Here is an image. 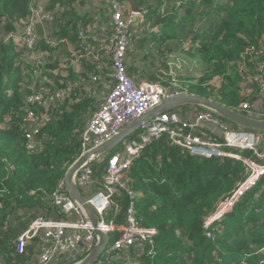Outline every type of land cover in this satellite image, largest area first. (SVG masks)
Returning <instances> with one entry per match:
<instances>
[{
	"label": "trees",
	"instance_id": "trees-1",
	"mask_svg": "<svg viewBox=\"0 0 264 264\" xmlns=\"http://www.w3.org/2000/svg\"><path fill=\"white\" fill-rule=\"evenodd\" d=\"M136 1L141 17L125 57L136 84L211 98L236 110L248 102L252 108L244 113L264 118V87L257 80L264 78V0ZM38 7L51 18L36 24L37 41L28 48L25 30L31 8ZM86 8L83 0H0V264H39L49 246L45 231L19 252V238L35 220L80 222L52 199L83 153L82 133L114 83L112 57L102 49L114 31L95 41L93 13ZM181 54L199 60L198 76L172 73L170 59ZM43 89L49 97L59 93L45 113L28 103ZM199 110L170 113L190 121ZM30 111L40 115L39 124L29 120ZM198 134L222 140L211 128ZM239 154L256 158L251 151ZM109 156L95 169L94 184L81 188L86 198L104 188ZM248 174L241 160L198 157L161 136L125 172L128 188L116 187L106 217L124 226L133 201L139 226L156 231L153 244L110 250L96 264H264V175L209 231L204 227ZM120 234H109V248ZM87 253H59L49 264H72Z\"/></svg>",
	"mask_w": 264,
	"mask_h": 264
},
{
	"label": "built area",
	"instance_id": "built-area-1",
	"mask_svg": "<svg viewBox=\"0 0 264 264\" xmlns=\"http://www.w3.org/2000/svg\"><path fill=\"white\" fill-rule=\"evenodd\" d=\"M106 3L111 13L114 34L109 37L110 45H105V48L113 60L114 83L99 106L97 113L89 121L82 133L83 153L98 146L122 126L158 105L162 98L181 94L169 92L159 85L150 83L136 84L131 79L126 71L125 57L131 42L130 31L137 19L141 17V13H134L127 3L123 5L118 0H106ZM31 13L30 21L25 30V44L28 48H33L37 41L36 24L51 18L44 10V7L31 8ZM105 39H108V37ZM94 40L96 41L97 38H94ZM86 50H89V48ZM257 80L264 87L263 76ZM54 97L58 98L59 93L49 97L47 90L43 89L41 93L32 95L28 99V103L40 104L42 112L45 113L48 107V100ZM239 108V111L244 112L250 111L252 106L248 102H244ZM29 120L34 124H39L40 115L30 111ZM209 128L222 136V140L204 139L198 134ZM136 134H138L139 140H130L133 137L131 136L129 140L127 139V142L122 144L118 151L109 156L106 163L104 188L86 198L89 205L100 217V228L104 232L108 234L115 231L121 232L119 238L106 252L110 250L127 252L136 244L152 245L154 242L156 231L139 226L134 217L133 201L128 210L127 222L124 226L117 227L113 220L109 221L106 217L112 198L116 193V187L128 188L129 183L125 177V172L142 155L143 150L149 144L163 135H167L172 144L185 149L192 155L202 158L229 157L243 161L248 167L249 174L245 182L230 197L223 199L213 214L205 220L204 227L208 231L215 222L221 220L226 213L231 211L235 202L255 184L260 176L264 175L263 135L260 132L233 130L229 122L205 110L197 111L190 121H182L177 114L164 113L143 125ZM242 151L253 152L256 156L255 160L247 159L240 155L239 153ZM102 160L82 170L78 176V183L81 188H87L94 184L95 169L101 165ZM64 190L65 184L63 183L60 192L54 194L52 205L61 207L67 212L73 211L77 213L80 216V222H52L40 218L35 220L19 238V248L22 251L26 244L37 237L41 231H45L49 246L40 256L39 264H49L54 256L59 253H72L80 249H85L89 253L96 244L97 237L91 224L83 221L80 212ZM128 193L133 199L136 197L133 191L128 190ZM208 235L210 236V232H208ZM99 264H102L101 260Z\"/></svg>",
	"mask_w": 264,
	"mask_h": 264
},
{
	"label": "water",
	"instance_id": "water-1",
	"mask_svg": "<svg viewBox=\"0 0 264 264\" xmlns=\"http://www.w3.org/2000/svg\"><path fill=\"white\" fill-rule=\"evenodd\" d=\"M123 1L129 5L134 13H140V4L136 0ZM181 107H196L200 110L208 111L244 130L260 132L264 137V118L251 116L242 111L229 108L211 98L195 94L181 93L172 97L162 98L158 105L122 126L98 146L82 153L68 168L64 179V192L70 197L74 206L80 212L83 221L91 224L97 237L94 248L81 260L72 264H95L106 253L110 245V235L100 228V217L89 205L78 183L79 174L87 166L97 164L100 160L111 155L124 141L135 135L146 123L164 113L172 112Z\"/></svg>",
	"mask_w": 264,
	"mask_h": 264
},
{
	"label": "crops",
	"instance_id": "crops-1",
	"mask_svg": "<svg viewBox=\"0 0 264 264\" xmlns=\"http://www.w3.org/2000/svg\"><path fill=\"white\" fill-rule=\"evenodd\" d=\"M87 8L85 11L93 13V26L97 30L95 35L98 41L101 38L109 36L112 30V17L109 9H107L104 0H86ZM129 6V5H128ZM130 8V7H129ZM175 58V57H174Z\"/></svg>",
	"mask_w": 264,
	"mask_h": 264
},
{
	"label": "rangeland",
	"instance_id": "rangeland-1",
	"mask_svg": "<svg viewBox=\"0 0 264 264\" xmlns=\"http://www.w3.org/2000/svg\"><path fill=\"white\" fill-rule=\"evenodd\" d=\"M84 3H86V0H83ZM106 5V4H105ZM47 31H50V28L46 29ZM98 36V35H97ZM100 38V35L98 36ZM103 51H106V48H102ZM189 57L185 54H181L180 56H178V58H171L170 59V67L172 70V73L178 74V75H185V76H198L200 69H201V65L198 61H190V59H188ZM261 147V146H259ZM88 197V196H87ZM19 252H20V248H19Z\"/></svg>",
	"mask_w": 264,
	"mask_h": 264
}]
</instances>
